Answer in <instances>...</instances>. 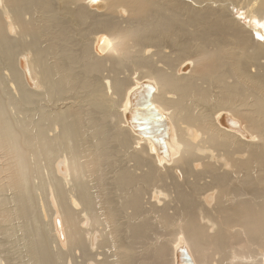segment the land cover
Segmentation results:
<instances>
[{"label":"bare ground","instance_id":"1","mask_svg":"<svg viewBox=\"0 0 264 264\" xmlns=\"http://www.w3.org/2000/svg\"><path fill=\"white\" fill-rule=\"evenodd\" d=\"M0 264H264V0H0Z\"/></svg>","mask_w":264,"mask_h":264}]
</instances>
